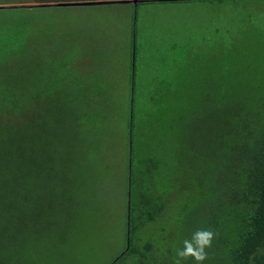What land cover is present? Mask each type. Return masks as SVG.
<instances>
[{"label": "rangeland", "instance_id": "1", "mask_svg": "<svg viewBox=\"0 0 264 264\" xmlns=\"http://www.w3.org/2000/svg\"><path fill=\"white\" fill-rule=\"evenodd\" d=\"M20 1L25 0H0V99L13 82L21 85L23 103H41L52 91L85 111L74 144L86 153L85 173L92 176L85 181L92 184L76 230L55 247V264H110L126 251L133 115L132 202L146 195L165 207L145 232L131 234V250L134 238L141 246L138 239L147 237L164 250L161 261L174 264L184 239L213 225L203 223L208 177L197 180L191 194L179 188L175 122L182 109L227 94L234 82L264 77V0L14 8ZM22 112L24 120L33 107L27 104ZM190 218L195 220L186 226ZM206 251L203 264H216L215 248ZM130 256L118 264H133ZM182 264L197 262L188 258Z\"/></svg>", "mask_w": 264, "mask_h": 264}, {"label": "trees", "instance_id": "2", "mask_svg": "<svg viewBox=\"0 0 264 264\" xmlns=\"http://www.w3.org/2000/svg\"><path fill=\"white\" fill-rule=\"evenodd\" d=\"M131 72L134 77L135 66ZM20 86L11 82L0 99V264H45L49 258L55 264L60 251L55 247L76 230L92 184L85 181L92 176L85 173L86 153L74 144L85 111L70 99H56L52 91L41 103H23ZM197 103L182 109L175 122L176 171L183 177L179 188L191 194L197 180L208 177L203 223H212L218 233L212 241L216 264H264V77L238 80L227 94H211ZM27 104L36 112L24 121ZM133 128L134 115L128 127L131 141ZM132 147L126 152L130 181L125 183L126 192L130 187V249L110 264L130 255L133 264H167V259L161 261L162 247L147 237L138 239L141 246L134 238L131 250V234L145 232L165 207L153 205L146 195L132 202Z\"/></svg>", "mask_w": 264, "mask_h": 264}, {"label": "clouds", "instance_id": "3", "mask_svg": "<svg viewBox=\"0 0 264 264\" xmlns=\"http://www.w3.org/2000/svg\"><path fill=\"white\" fill-rule=\"evenodd\" d=\"M218 233L212 229H197L190 239H184L183 248L176 250L177 259L174 264H182V261L193 258L197 264H203L208 258L206 249L212 247V241Z\"/></svg>", "mask_w": 264, "mask_h": 264}, {"label": "crops", "instance_id": "4", "mask_svg": "<svg viewBox=\"0 0 264 264\" xmlns=\"http://www.w3.org/2000/svg\"><path fill=\"white\" fill-rule=\"evenodd\" d=\"M123 1H130V3H126L124 5H133L131 1L133 0H25V1H20L17 3V5H13L14 8L16 6H22V5H28L31 6L30 8H44V7H67L70 5H65V4H82V3H107L104 5H111V4H119V3H114V2H123ZM137 1H142V0H137ZM9 5V4H8ZM62 5V6H59ZM89 6H99V5H89ZM17 7V8H18Z\"/></svg>", "mask_w": 264, "mask_h": 264}, {"label": "water", "instance_id": "5", "mask_svg": "<svg viewBox=\"0 0 264 264\" xmlns=\"http://www.w3.org/2000/svg\"><path fill=\"white\" fill-rule=\"evenodd\" d=\"M114 3H119V4H126V3H130V1H123V2H114ZM132 4H137L138 1L137 0H133L131 1ZM104 4H107V3H82V4H65V5H70V6H89V5H104ZM59 6H62V5H59ZM1 9V7H0ZM129 147L131 148V141L129 142ZM129 170H130V161H129ZM128 210H127V247H126V251L128 250V245H129V241H128V238H129V212H130V192L128 191Z\"/></svg>", "mask_w": 264, "mask_h": 264}]
</instances>
